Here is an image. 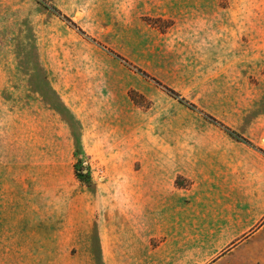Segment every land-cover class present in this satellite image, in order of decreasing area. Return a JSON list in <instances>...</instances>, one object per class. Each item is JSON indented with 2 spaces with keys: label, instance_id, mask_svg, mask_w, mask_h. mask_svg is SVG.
I'll list each match as a JSON object with an SVG mask.
<instances>
[{
  "label": "rangeland",
  "instance_id": "obj_1",
  "mask_svg": "<svg viewBox=\"0 0 264 264\" xmlns=\"http://www.w3.org/2000/svg\"><path fill=\"white\" fill-rule=\"evenodd\" d=\"M48 3L0 0V264H89L20 234L86 187L145 234L97 264H264L208 159L264 153V0Z\"/></svg>",
  "mask_w": 264,
  "mask_h": 264
},
{
  "label": "crops",
  "instance_id": "obj_2",
  "mask_svg": "<svg viewBox=\"0 0 264 264\" xmlns=\"http://www.w3.org/2000/svg\"><path fill=\"white\" fill-rule=\"evenodd\" d=\"M217 151L208 153L213 171L209 177L221 180L219 185L225 189L215 200L227 203L233 212L231 220L219 226L230 235L260 234L264 231V153L251 147L243 155L224 148ZM91 192L86 187L74 196L65 195V200L52 204L42 224L20 228L21 235L29 236L23 244L31 239L44 251L82 256L89 264H97L98 251L134 249L145 242L139 227L115 217L109 196Z\"/></svg>",
  "mask_w": 264,
  "mask_h": 264
},
{
  "label": "trees",
  "instance_id": "obj_3",
  "mask_svg": "<svg viewBox=\"0 0 264 264\" xmlns=\"http://www.w3.org/2000/svg\"><path fill=\"white\" fill-rule=\"evenodd\" d=\"M41 1L47 8L53 10L54 12H56L57 14H61L55 7L51 6L48 2L49 0H39ZM67 19V18H66ZM137 71H139L140 73H142L143 75L147 76V77H150L148 74H146L144 71H142L141 69L139 68H135ZM153 81H155L157 84H160V82H158V80H156L155 78H152L150 77ZM165 89H167L168 91H171L172 93L173 90H170L169 88H167L166 86H163ZM213 119V118H212ZM215 120V119H214ZM216 121V120H215ZM219 125L224 128L225 130H227L228 132H230L231 134H233L237 139H240L246 143H249L251 144V142L249 140H247L246 138L240 136L237 132L231 130L230 128H228L227 126L223 125L222 123L218 122Z\"/></svg>",
  "mask_w": 264,
  "mask_h": 264
}]
</instances>
